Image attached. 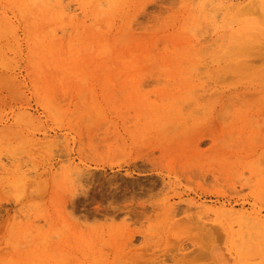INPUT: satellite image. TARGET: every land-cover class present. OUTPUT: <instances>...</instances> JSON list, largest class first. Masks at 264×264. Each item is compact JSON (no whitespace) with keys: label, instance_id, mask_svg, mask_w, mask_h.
Listing matches in <instances>:
<instances>
[{"label":"rangeland","instance_id":"374dc122","mask_svg":"<svg viewBox=\"0 0 264 264\" xmlns=\"http://www.w3.org/2000/svg\"><path fill=\"white\" fill-rule=\"evenodd\" d=\"M0 264H264V0H0Z\"/></svg>","mask_w":264,"mask_h":264},{"label":"bare ground","instance_id":"6f19581e","mask_svg":"<svg viewBox=\"0 0 264 264\" xmlns=\"http://www.w3.org/2000/svg\"><path fill=\"white\" fill-rule=\"evenodd\" d=\"M54 1V0H53ZM59 1V0H58ZM101 3V2H100ZM59 5V4H58ZM100 5V4H99ZM100 7V6H99ZM57 9V8H56ZM59 11V10H58ZM64 15V14H63ZM65 24V23H64ZM63 25V24H62ZM255 62H257L256 60H254ZM199 213V212H198ZM203 214V213H202Z\"/></svg>","mask_w":264,"mask_h":264}]
</instances>
